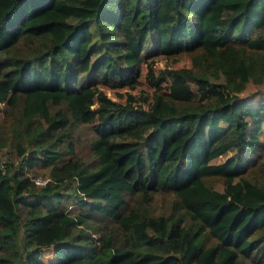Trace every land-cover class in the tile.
Listing matches in <instances>:
<instances>
[{
    "label": "trees",
    "instance_id": "obj_1",
    "mask_svg": "<svg viewBox=\"0 0 264 264\" xmlns=\"http://www.w3.org/2000/svg\"><path fill=\"white\" fill-rule=\"evenodd\" d=\"M0 102V264H264V0H0Z\"/></svg>",
    "mask_w": 264,
    "mask_h": 264
},
{
    "label": "rangeland",
    "instance_id": "obj_2",
    "mask_svg": "<svg viewBox=\"0 0 264 264\" xmlns=\"http://www.w3.org/2000/svg\"><path fill=\"white\" fill-rule=\"evenodd\" d=\"M154 42V34L150 30L147 34V38L144 42L141 55L142 60L140 63V69L138 75L135 77L134 82H132L131 86L127 85H121V86H107L103 85L101 83H97V87L101 88L106 95H108L112 99L116 100H123V95H118V92L124 93L128 92L131 93L135 98H139L140 94L149 95L152 91V86L148 83L144 76L145 72V64L150 63L154 74L157 73V71L163 67H188L189 66V55L188 53H178V54H172V55H164V54H157L153 53L151 51V45ZM91 81L95 83L94 76L91 78ZM166 81H169V78H166ZM92 83V82H91ZM92 83V84H94ZM91 84V85H92ZM259 92L257 89H255V86L253 84H247V86L244 88L243 91L239 92V94H245V93H256ZM140 99H138L139 101ZM2 103L0 102V106ZM1 114V113H0ZM5 117L4 120H7ZM2 119V121H3ZM75 146L77 150V155L83 159L84 161H88L92 158L91 151L88 148L87 141L89 137L91 136V131L89 127L86 125H77L75 130ZM12 141V140H11ZM62 148V146H60ZM14 147L11 144L5 145L2 150L0 151V166L3 167L4 161L7 163H10L11 169L17 164L18 157L13 155ZM64 151V150H63ZM231 152L230 149L226 150L225 152L219 154L215 157L214 160H221L223 159L227 154ZM67 156V155H64ZM28 175L30 177H40L45 178L46 176V169H43V167L38 165H32L31 169L28 170ZM215 187H220L221 183L219 181L214 182ZM75 199L74 194L71 191V187H67L64 190V199H62L60 205L64 208V210L69 209L73 201ZM25 205L20 204L17 208L18 214L21 215L25 210ZM103 229V226L100 228ZM99 229V230H100ZM98 230V229H97ZM90 229L92 234L96 235L99 231ZM41 259L46 262L49 259L52 258V249L51 247H46L42 249L41 252Z\"/></svg>",
    "mask_w": 264,
    "mask_h": 264
},
{
    "label": "built area",
    "instance_id": "obj_3",
    "mask_svg": "<svg viewBox=\"0 0 264 264\" xmlns=\"http://www.w3.org/2000/svg\"><path fill=\"white\" fill-rule=\"evenodd\" d=\"M33 180L37 183H43L45 181V178L33 177Z\"/></svg>",
    "mask_w": 264,
    "mask_h": 264
}]
</instances>
